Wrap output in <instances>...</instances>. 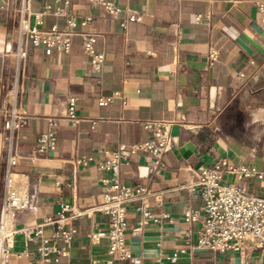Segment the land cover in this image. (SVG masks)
<instances>
[{"label": "crops", "instance_id": "crops-1", "mask_svg": "<svg viewBox=\"0 0 264 264\" xmlns=\"http://www.w3.org/2000/svg\"><path fill=\"white\" fill-rule=\"evenodd\" d=\"M10 0H0V110L7 103L14 70L7 53L15 47ZM121 9L113 17L90 0H72L77 19L91 17L80 32L99 34L96 47L104 52L101 71H95L76 36L69 52L47 54L29 46L26 64L24 110L12 167L13 181L27 189L32 208L17 213L15 225L42 224L56 215L63 204L86 209L103 201L104 179L109 176L98 163L122 146L150 138L143 121L174 123L178 144L165 153L166 170L148 172L149 155H128L120 166L123 184L148 188L146 205L157 216L168 215L156 225L140 226L137 203L128 208L127 243L133 259L114 264H264V247L243 252H218L196 247L201 221L187 222L185 211L204 216V201L195 186L198 173L222 158L234 165L255 168L257 175L241 182L247 191L264 198V9L261 0H112ZM52 0H32L39 12ZM135 14L137 20H129ZM126 21V26L122 22ZM65 19L43 18V26L63 27ZM249 40L254 54L238 42ZM217 49L219 60L210 65L208 53ZM120 97L100 105L103 97ZM68 97L77 98V112L85 120L73 127L64 117ZM57 122V147L53 157L37 151V143L48 128V118ZM0 115V207L8 167L7 145ZM82 157L92 160L78 164ZM229 183L238 182L227 176ZM78 234L70 255L53 264H107V239L92 241L91 233L107 232L110 217L97 214L72 222ZM159 236H145V231ZM51 229L46 230V235ZM153 249L158 256H137ZM175 259V260H173ZM9 264H41L36 246L23 235L15 238Z\"/></svg>", "mask_w": 264, "mask_h": 264}, {"label": "built area", "instance_id": "built-area-1", "mask_svg": "<svg viewBox=\"0 0 264 264\" xmlns=\"http://www.w3.org/2000/svg\"><path fill=\"white\" fill-rule=\"evenodd\" d=\"M56 6L46 4L39 12L32 10V0H10L8 7L13 15L14 49L7 53V61L14 70V79L9 87L7 103L1 107L0 115L3 119V139L7 145L8 167L4 180V200L0 207V264H9L15 238L21 234L26 243L36 246L41 264H53L70 255V249L78 234V229L72 224L76 219L93 218L97 214L110 217V228L107 232L91 233L92 241L107 239L109 243L110 260L107 264H114L113 258L121 261L133 259V253L127 243L128 208L137 203L136 211L141 214L140 226L151 221L160 225L164 220H170L168 215L157 216L146 205V197L154 195L143 186L131 187L123 184L120 177V166L128 155L145 153L150 157L148 172L151 175H161L166 170L164 155L175 145L173 128L170 121L146 120L143 126L151 136L149 139L130 145L122 146L117 152L98 163V169L109 174L104 181L103 201L94 207L81 209L71 204H63L61 210L54 216L48 217L42 224L26 225L17 228L15 217L17 213L32 208L31 197L27 189L20 190L19 183L13 181L12 167L17 164L18 157L15 147L21 128L25 125L26 114V64L28 49L42 47L47 54L55 50L69 52L76 36L83 37V48L91 57V64L95 71H101L105 62V54L99 51L96 43L99 37L95 32H80L79 26H86L91 17L79 20L71 10L72 0H52ZM99 4L113 17H119L122 9L112 0H90ZM264 9V0L258 3ZM53 15L64 18L63 27L53 25L43 26V18ZM131 14L129 20H137ZM126 26V21L122 22ZM220 58L217 49H210L209 64L214 65ZM119 93L103 97L100 105H107ZM67 113L64 117L73 127L85 120L77 112V98L68 97ZM57 122L54 117L48 118V130L43 133L37 143V151L53 157L57 147ZM128 154V155H127ZM92 159L82 157L78 164L87 165ZM257 175L262 177L255 168L245 165H234L227 158L220 159L211 167L200 169L195 186L191 191L199 193L204 201V216L187 209L184 219L187 222L201 221L198 231L199 249L218 252L230 250L243 252L264 247V198L250 194L242 180ZM227 176L234 177L238 182L229 183ZM50 228L51 234L46 235ZM175 260V259H173Z\"/></svg>", "mask_w": 264, "mask_h": 264}, {"label": "water", "instance_id": "water-1", "mask_svg": "<svg viewBox=\"0 0 264 264\" xmlns=\"http://www.w3.org/2000/svg\"><path fill=\"white\" fill-rule=\"evenodd\" d=\"M263 29H264V26H263ZM238 42L241 44V46L243 48L246 49V51L249 54H251V55L254 54V49L250 46V42H249L248 39H246L244 37H240ZM173 135L174 136L176 135L175 127L173 128ZM174 141H175L176 144H178V139L177 138H175ZM159 234L160 233L158 231H149V230L145 231V236H159ZM158 254L159 253H158L157 249H156V251L153 250V249H147V251H139V252H137V256H139V257L140 256H158Z\"/></svg>", "mask_w": 264, "mask_h": 264}, {"label": "rangeland", "instance_id": "rangeland-1", "mask_svg": "<svg viewBox=\"0 0 264 264\" xmlns=\"http://www.w3.org/2000/svg\"><path fill=\"white\" fill-rule=\"evenodd\" d=\"M17 182H19L18 179H15V180H14V183H17Z\"/></svg>", "mask_w": 264, "mask_h": 264}]
</instances>
